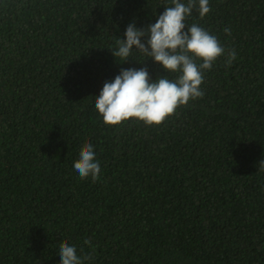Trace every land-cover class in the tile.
I'll return each mask as SVG.
<instances>
[{"label":"trees","instance_id":"trees-1","mask_svg":"<svg viewBox=\"0 0 264 264\" xmlns=\"http://www.w3.org/2000/svg\"><path fill=\"white\" fill-rule=\"evenodd\" d=\"M173 6L0 0V264H60L64 241L84 264H264V0H209L186 17L237 58L218 57L204 96L162 124L110 126L95 108L122 69L177 79L111 51ZM86 141L95 183L73 167Z\"/></svg>","mask_w":264,"mask_h":264},{"label":"clouds","instance_id":"clouds-1","mask_svg":"<svg viewBox=\"0 0 264 264\" xmlns=\"http://www.w3.org/2000/svg\"><path fill=\"white\" fill-rule=\"evenodd\" d=\"M173 7H165L154 24L147 28H137L129 24L125 31L126 39H118V48L111 49L114 57L128 59L133 49L172 73L179 72L176 80L167 77L150 82L145 67L122 69L112 82L105 81L100 94L95 98V108L106 125L115 126L130 119L142 121L147 126L160 125L176 110L190 100L202 98L201 84L204 72L210 71L218 57L225 56V66L230 67L237 58L234 48L225 49L216 36L197 24L186 25V17L193 9L203 18L211 8L209 0H172ZM187 26V31H184ZM231 35L228 27L223 29ZM142 38H146L142 42ZM202 61L197 63V61ZM264 170V161L260 162ZM84 180L91 177L93 183L101 179L100 162L96 159L93 145L85 142L79 158L73 164ZM85 244L91 245L90 240ZM60 264H84L91 255L78 256L76 248L64 241L60 244Z\"/></svg>","mask_w":264,"mask_h":264}]
</instances>
